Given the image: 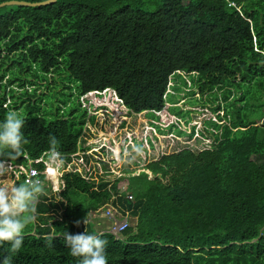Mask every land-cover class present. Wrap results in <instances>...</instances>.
Listing matches in <instances>:
<instances>
[{
	"label": "trees",
	"instance_id": "trees-1",
	"mask_svg": "<svg viewBox=\"0 0 264 264\" xmlns=\"http://www.w3.org/2000/svg\"><path fill=\"white\" fill-rule=\"evenodd\" d=\"M9 1L47 0L0 4ZM50 76L72 83L71 94L61 93L60 100L54 94L49 106L27 98L36 97L26 88L37 82L51 88ZM184 76L206 98L218 100L222 93L213 111L223 107L229 122H208L214 130H206L211 137L199 134L203 147L163 154L126 178L124 191L120 179L92 176L90 156L79 171L60 168L65 184L54 190L47 183L51 201L39 197L23 247L10 252L5 243L0 264L6 256L12 264H79L64 243L65 230L107 240L108 264H264V0H58L0 9V121L9 110L18 111L28 141L23 156L0 154V164L26 166L25 155L40 159L52 136L65 163L79 149L88 150L82 97L91 92L115 94L130 116L143 113L152 129L159 120L163 135V128L176 126L162 117L177 110L169 107L177 102L168 93L171 79L187 86ZM235 92L240 99L230 101ZM34 167L43 170L45 164ZM60 210L62 222L50 216ZM107 210L117 220L128 219L118 236L101 228Z\"/></svg>",
	"mask_w": 264,
	"mask_h": 264
},
{
	"label": "rangeland",
	"instance_id": "rangeland-1",
	"mask_svg": "<svg viewBox=\"0 0 264 264\" xmlns=\"http://www.w3.org/2000/svg\"><path fill=\"white\" fill-rule=\"evenodd\" d=\"M187 3L188 0H184V4L186 5ZM65 77L66 76L64 75V78ZM184 79L187 82V86H184L181 81L175 77L171 79V87L168 90V93L174 94L176 96L175 101L177 102L170 104L169 107L170 109L177 110L175 111L176 113L170 112L171 115L169 114V118H166L165 116L167 112H165L162 117L165 121L169 119L173 120L174 123H176V126L171 130L166 127L163 128V130L166 129V132L163 135L158 132L159 125L162 124L159 120L154 121V127L157 130L152 129L148 125L150 123L146 124L147 121L144 119L143 113L134 114L135 116L133 117L130 116L123 103L120 105L115 94H111L108 91L91 92L82 97V108L86 109V113L88 112L83 136V139H85L89 147L87 152H99L103 147L107 152V154H104L100 151L99 153L95 152L93 155H90V163L86 168L90 170V173L93 174L92 176H100L105 180L115 178H117V180L120 179L121 190L124 191L127 184L126 178L133 176V174L139 175L145 166L152 161L158 160L163 154L179 152V150L184 147L193 149L203 147L205 142H203V140L201 141L199 134L202 132L206 133V130H214V127L208 122L213 121L218 125L229 122L228 119L232 116L230 115L228 119L224 118L225 111L223 107L220 113H218V111H213L217 104H221L220 102L223 101L224 98L222 99V93L217 94L218 100L216 95H211L210 98H206V96L201 94L198 87L194 85L190 76H184ZM30 80L32 81L33 79ZM68 80L73 82L69 77ZM37 83L38 85H36L35 88H26L29 93L34 91L33 93L36 97L32 98L31 96H27V98H31L32 101H37L42 98L43 106L54 104V99H56L53 96L54 94L57 96L58 100L64 99V96H61V93L71 94V90H68L67 87L72 86V83L64 81V84H62L58 76L49 77V83L52 85L51 88L47 87V82ZM55 85H58L57 88H54ZM175 86L181 88V91H175L173 89ZM18 91L22 92L23 90L19 89ZM73 92L75 93L76 91ZM48 95L49 97H45ZM241 95L240 92L238 94L235 92V97L230 101H234L235 98L240 99ZM75 98L76 97L73 99L74 104L76 100ZM213 102H215L214 105L212 104ZM9 104L10 101H8V105ZM222 106H224V104H222ZM243 106L244 104L240 103L236 105L237 108ZM217 114H220V117L223 118L222 122L218 119ZM148 117L150 118L151 116ZM93 118L94 123L91 122V119L93 120ZM136 121L138 124H136ZM124 122L125 125H123ZM143 124H145L144 129L142 128ZM168 124L169 123H167V125ZM260 124H264V120H262ZM193 128H195V134L193 137H190ZM178 131H182L184 134H180ZM134 135H138V138L134 139ZM208 136L211 137L207 134V137ZM140 145L145 146L147 151L144 152L141 149L137 152L136 149ZM115 162H117L118 165L114 168L113 165ZM104 164H106L108 168H105ZM56 175L58 177V182L55 186L52 184L54 183L53 177L48 181L49 186L55 190H57L59 186H63V183L61 182V173ZM149 175L150 178L153 179L152 174L150 173ZM0 179L8 181L10 180V175L0 177ZM129 196L130 195H128V199ZM109 211L114 215L113 211L107 210L103 211L102 216L105 218ZM105 223L110 225L108 220L105 221ZM106 226L103 225L101 227L102 230L105 229Z\"/></svg>",
	"mask_w": 264,
	"mask_h": 264
},
{
	"label": "clouds",
	"instance_id": "clouds-1",
	"mask_svg": "<svg viewBox=\"0 0 264 264\" xmlns=\"http://www.w3.org/2000/svg\"><path fill=\"white\" fill-rule=\"evenodd\" d=\"M24 127L25 118L18 111L9 110L6 113L4 119L0 121V154H7L11 159H17L24 155L23 145L28 143ZM49 144L48 170L49 172H58L64 162L63 155L57 150V140L54 136L50 137ZM103 148L100 149L101 153L105 150ZM140 150L139 147L136 149L137 152ZM95 152L98 151H93L92 155ZM8 171V167L0 164V177L5 176ZM42 179L44 184L41 180L36 179L28 184H13L12 186L7 184V180L0 179V247L8 243L10 252H19L23 247L22 234L35 217L34 204L44 194L51 201L47 191L48 181L45 180V177ZM63 212L64 210L51 211L50 216H55L57 218L55 220L62 222ZM82 222L85 225L87 223L85 219ZM75 224L79 227L81 221L77 220ZM63 237L71 256L79 258V264H108V241L99 235L89 234L86 230L83 233L70 234L65 230ZM2 264H12L11 256L3 258Z\"/></svg>",
	"mask_w": 264,
	"mask_h": 264
},
{
	"label": "built area",
	"instance_id": "built-area-1",
	"mask_svg": "<svg viewBox=\"0 0 264 264\" xmlns=\"http://www.w3.org/2000/svg\"><path fill=\"white\" fill-rule=\"evenodd\" d=\"M87 151H79L76 154H73L70 158V162H63L61 168L64 171H79L78 166H85L86 165V156L92 155L91 153H86ZM83 153V154H81ZM24 159L27 160L26 166H10L9 172L5 175H10V180L7 182L10 183V186L16 184V182H24L25 184L30 183L33 180L39 179L44 184V180L42 177H45L46 181H49L52 173L49 172V158L48 153H45L40 159L34 161L30 160L28 155L24 156ZM34 162L36 163H44L45 168L43 170H39L38 168L34 167ZM76 167V168H75ZM14 175V177H13ZM23 176V177H22ZM128 227V219L126 218L120 222H114V224L109 228V232L118 236L122 232H124Z\"/></svg>",
	"mask_w": 264,
	"mask_h": 264
},
{
	"label": "water",
	"instance_id": "water-1",
	"mask_svg": "<svg viewBox=\"0 0 264 264\" xmlns=\"http://www.w3.org/2000/svg\"><path fill=\"white\" fill-rule=\"evenodd\" d=\"M58 0H47L44 2L39 3H28L25 1H9L0 4V9L7 7V6H24V7H43V6H50L57 2Z\"/></svg>",
	"mask_w": 264,
	"mask_h": 264
},
{
	"label": "bare ground",
	"instance_id": "bare-ground-1",
	"mask_svg": "<svg viewBox=\"0 0 264 264\" xmlns=\"http://www.w3.org/2000/svg\"><path fill=\"white\" fill-rule=\"evenodd\" d=\"M144 126H145V125H144ZM55 174H58V175H59V172H54V174H52L51 177H53ZM57 182H58V177H57V175H56V179L54 180V183H52V184H54V186H55V184H57ZM61 182L63 183V185L65 184L64 181H62V176H61ZM53 189H54V188H53ZM54 190H55V189H54ZM129 200H130V201H133V200H134L132 195L129 196ZM105 218H107L109 221L112 222L111 226H112V225L114 224V222H116V221H117V222H120V220H117V219L115 218V216H114L110 211L107 213V215H106ZM111 226L108 227V231H109V228H110Z\"/></svg>",
	"mask_w": 264,
	"mask_h": 264
},
{
	"label": "crops",
	"instance_id": "crops-1",
	"mask_svg": "<svg viewBox=\"0 0 264 264\" xmlns=\"http://www.w3.org/2000/svg\"><path fill=\"white\" fill-rule=\"evenodd\" d=\"M79 144H80V143H79ZM106 221H107V220H106ZM108 221H109V220H108ZM120 221H121V220H120ZM122 221H123V220H122ZM109 223H110V225H107V224L105 223V226L107 225L106 228H105L106 230H108V227L111 226V224H112L111 221H109Z\"/></svg>",
	"mask_w": 264,
	"mask_h": 264
}]
</instances>
